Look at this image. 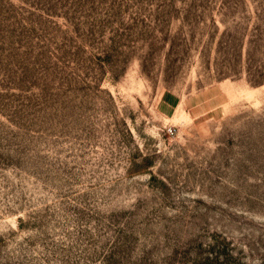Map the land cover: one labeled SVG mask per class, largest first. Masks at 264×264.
I'll list each match as a JSON object with an SVG mask.
<instances>
[{"label": "rangeland", "instance_id": "obj_1", "mask_svg": "<svg viewBox=\"0 0 264 264\" xmlns=\"http://www.w3.org/2000/svg\"><path fill=\"white\" fill-rule=\"evenodd\" d=\"M206 259L264 264V0H0V264Z\"/></svg>", "mask_w": 264, "mask_h": 264}, {"label": "trees", "instance_id": "obj_2", "mask_svg": "<svg viewBox=\"0 0 264 264\" xmlns=\"http://www.w3.org/2000/svg\"><path fill=\"white\" fill-rule=\"evenodd\" d=\"M206 261V264L208 263V264H210L211 262L209 261V259H206L205 260Z\"/></svg>", "mask_w": 264, "mask_h": 264}]
</instances>
